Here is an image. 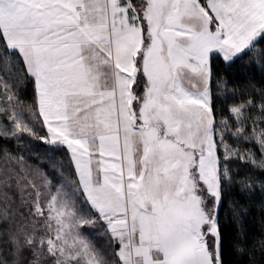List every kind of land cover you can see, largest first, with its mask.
Here are the masks:
<instances>
[{
  "label": "snow or ice",
  "instance_id": "snow-or-ice-1",
  "mask_svg": "<svg viewBox=\"0 0 264 264\" xmlns=\"http://www.w3.org/2000/svg\"><path fill=\"white\" fill-rule=\"evenodd\" d=\"M0 40L34 90L25 105L0 76V116L13 137L36 135L25 107L42 117L38 138L66 146L76 172L54 191L0 172L29 193L28 212L0 209V264H110L81 232L97 224L112 264H224L218 210L238 152L225 136L264 154V100L258 118L245 115L252 100L231 106V132L211 61L264 63V0H0Z\"/></svg>",
  "mask_w": 264,
  "mask_h": 264
},
{
  "label": "trees",
  "instance_id": "trees-1",
  "mask_svg": "<svg viewBox=\"0 0 264 264\" xmlns=\"http://www.w3.org/2000/svg\"><path fill=\"white\" fill-rule=\"evenodd\" d=\"M256 47L264 48V44ZM16 60L15 54L6 50L4 42L0 40V76L4 77L6 83L18 84L19 94L25 105H31L34 100L33 85L22 76L17 80L16 68L19 65L15 63ZM211 63L210 92L217 121L227 119L230 131L235 132L238 125L229 113L231 106L252 100L256 107L248 108L245 115L260 117L259 104L264 100V63L254 52L231 62L213 55ZM23 117L29 127H35L36 135L24 133L13 137L7 133V138L0 135V172H18L35 184V180H38L39 186L44 184L40 179L43 176L46 181L51 182L53 191L61 185L69 188L76 180L69 150L66 146L50 144L38 138L46 135L42 117L33 115L27 107ZM0 118L4 123L7 122L5 117ZM247 123L251 125L252 121ZM225 139L238 152L227 163L231 179L223 181L222 200L218 210L223 261L224 264H264V167L261 166L264 154L255 141L246 142L231 135H226ZM9 156L15 159L8 160ZM28 202L29 193L21 191L16 183H12L10 187L0 185V209L7 206L16 213L28 212ZM2 231L0 222V232ZM0 252H4L5 258H8L2 242Z\"/></svg>",
  "mask_w": 264,
  "mask_h": 264
},
{
  "label": "rangeland",
  "instance_id": "rangeland-1",
  "mask_svg": "<svg viewBox=\"0 0 264 264\" xmlns=\"http://www.w3.org/2000/svg\"><path fill=\"white\" fill-rule=\"evenodd\" d=\"M22 118L24 120V117ZM5 130L6 133L11 135L13 128L8 120L6 123H4L2 118H0V131L5 132ZM40 179H42V182L45 184L46 180L43 178V176H40ZM35 181H37V186H39V181ZM44 189L45 188L42 187L41 191H44ZM65 190H68V188L66 187ZM84 212L88 213V208H84ZM81 232L83 236L87 237L96 246V248L105 255L106 259H109L110 264H112V261L115 260V257L112 256V253L116 250V246L114 243H110L105 227L101 224H97L95 226H83Z\"/></svg>",
  "mask_w": 264,
  "mask_h": 264
},
{
  "label": "crops",
  "instance_id": "crops-1",
  "mask_svg": "<svg viewBox=\"0 0 264 264\" xmlns=\"http://www.w3.org/2000/svg\"><path fill=\"white\" fill-rule=\"evenodd\" d=\"M210 87V86H209ZM70 152V151H69Z\"/></svg>",
  "mask_w": 264,
  "mask_h": 264
}]
</instances>
